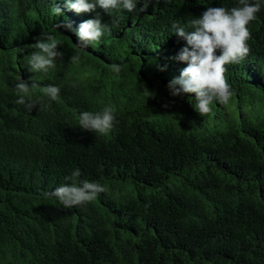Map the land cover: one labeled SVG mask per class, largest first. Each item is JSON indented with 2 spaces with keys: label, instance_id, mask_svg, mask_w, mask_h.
<instances>
[{
  "label": "trees",
  "instance_id": "obj_1",
  "mask_svg": "<svg viewBox=\"0 0 264 264\" xmlns=\"http://www.w3.org/2000/svg\"><path fill=\"white\" fill-rule=\"evenodd\" d=\"M142 3L109 15L77 14L65 0H0V264H264V0L247 26V57L225 66L234 96L203 116L194 94L167 88L187 66L174 59L186 41L172 24L191 30L208 7L239 0H151L139 12ZM96 13L111 33L86 49L56 28ZM42 31L63 63L34 73L27 59ZM21 79L39 85L30 96L44 110L16 103ZM48 85L58 100L43 96ZM107 106L109 133L80 129L81 112ZM76 169L107 191L71 209L45 198Z\"/></svg>",
  "mask_w": 264,
  "mask_h": 264
},
{
  "label": "clouds",
  "instance_id": "obj_2",
  "mask_svg": "<svg viewBox=\"0 0 264 264\" xmlns=\"http://www.w3.org/2000/svg\"><path fill=\"white\" fill-rule=\"evenodd\" d=\"M151 0H143L139 12H145ZM138 0H65L66 7L77 14L95 12L97 7L105 13L111 14L112 10L122 8L128 12L137 10ZM261 9V0H239V6L230 10L225 7H208L199 17L190 21L191 30L185 27L172 24L174 34L186 41L174 59L185 62L179 77L172 79L167 88L172 96L189 95V103L194 100L193 108L200 114L206 115L211 111L214 101L227 105L234 96V90L230 86L225 73L226 65L238 64L247 57L250 49L247 41L250 39L248 24L256 19V14ZM56 15L60 16L62 10L54 6ZM64 27L75 32L78 38L76 46L86 49L98 42L102 36L111 33L107 23L101 22L99 13L95 18L83 21L78 28L73 29L70 22L56 25V28ZM36 43L32 45L33 51L27 59V65L31 72L47 73L50 68L56 66V62L63 63L64 53L57 51L58 42L55 36L49 32L42 31L38 37H34ZM217 50L220 54L217 55ZM79 55H72L70 63L77 64ZM112 71L120 73L121 65H110ZM39 85L33 80L31 85L21 79L15 85L19 99L17 104L23 105L28 111H32L39 105L38 111L45 109L46 105L40 100H32L30 90ZM44 97L52 101L59 99L60 88L48 85L40 89ZM115 109L111 106L104 107L101 111H83L79 114L78 123L83 131H90L97 135L109 133L115 122ZM81 172L76 169L66 181L71 183L57 187L53 192H45V198L52 196L65 208L71 209L85 202H92L97 199L98 194L107 191V187L99 182L79 180Z\"/></svg>",
  "mask_w": 264,
  "mask_h": 264
}]
</instances>
